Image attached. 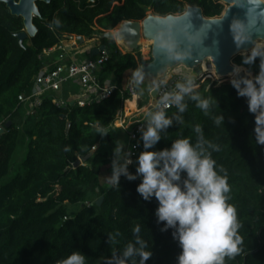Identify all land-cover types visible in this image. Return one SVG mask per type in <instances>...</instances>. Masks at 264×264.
Masks as SVG:
<instances>
[{
  "label": "trees",
  "instance_id": "trees-1",
  "mask_svg": "<svg viewBox=\"0 0 264 264\" xmlns=\"http://www.w3.org/2000/svg\"><path fill=\"white\" fill-rule=\"evenodd\" d=\"M37 4L40 16H35L34 24L38 32L21 45L16 34L25 29L23 19L0 0V125L10 123L0 137V264H62L76 250L85 254L86 264H106L133 240L136 224L141 225V235L153 253L147 264H175L178 243L171 231L161 232L156 224L155 199L146 202L136 193L139 180L122 177L119 187L102 181V168L111 164L114 147L125 137L114 123L132 98L127 74L139 72L153 58H145L140 50L123 52L115 41L101 39L110 56L97 77L101 85H116L109 98L86 106L75 102L57 106L47 95L27 115L19 96L32 92L42 69L60 63L59 51L49 57L44 51L70 35L90 39L125 20H142L149 11L167 16L181 14L188 6L201 7L205 17H218L224 4L221 0H51ZM254 52L255 60L243 64ZM254 52L239 53L233 61L256 75L264 61V47ZM197 90L217 100L212 114L206 116L188 100L183 123L174 122L156 147L170 146L180 136H191L194 141L193 128L202 125L205 137L220 146L212 155L227 175L229 203L238 212L241 251L226 258L225 264H264V146L255 143L253 117L246 100L236 96L229 82L208 79ZM176 112L175 107L168 109L169 115ZM219 114L225 122L217 126L212 115ZM98 127L108 134L102 137ZM141 150L142 145L134 157ZM19 155L21 159L16 160ZM13 165L21 169L6 180ZM101 196L104 200L98 205ZM116 232L120 235L110 245L108 234Z\"/></svg>",
  "mask_w": 264,
  "mask_h": 264
},
{
  "label": "clouds",
  "instance_id": "clouds-1",
  "mask_svg": "<svg viewBox=\"0 0 264 264\" xmlns=\"http://www.w3.org/2000/svg\"><path fill=\"white\" fill-rule=\"evenodd\" d=\"M256 55L254 52L245 57L243 64H251ZM230 76L229 83L236 96L246 100L253 117L255 143L264 146V61L255 76L245 73L240 66H235ZM141 82L137 73L135 83ZM160 84L166 81L156 86ZM198 87L194 77L184 76L160 96L153 110L146 114V123L138 129L137 147L142 145L139 154L134 157L122 144L114 147L108 182L119 187L122 177L127 181L139 180L135 191L140 198L146 202L155 199L156 224L161 232L171 231L180 249L175 264H225L226 258H234L241 251L242 239L238 235L237 209L229 203L231 186L212 155L220 151V146L207 139L202 125L196 124L194 141L191 136H180L170 146L156 147L166 139L174 122L183 123L188 100L195 102L206 116L212 114L217 100L202 96ZM169 106H174L177 112L169 115ZM212 119L217 126L225 122L223 114L212 115ZM97 132L102 137L108 134L102 127ZM132 233L133 240L114 252L106 264H147L153 253L141 235V225H134ZM119 235V232L108 234V243L115 244ZM62 264H86V256L76 250Z\"/></svg>",
  "mask_w": 264,
  "mask_h": 264
},
{
  "label": "water",
  "instance_id": "water-1",
  "mask_svg": "<svg viewBox=\"0 0 264 264\" xmlns=\"http://www.w3.org/2000/svg\"><path fill=\"white\" fill-rule=\"evenodd\" d=\"M15 16L23 18L25 30L17 33L21 45L27 37H33L38 29L34 24V17L40 16L38 1L46 3L51 0H1ZM227 7L218 17L204 16L203 9L197 6H188L181 14L167 16L149 15L142 20H125L115 30L104 31L99 34L100 39L118 41L125 52H134L139 49L143 35L154 38L153 60L143 65L144 73L155 74L167 65L181 62L189 67L199 65L206 58H211L218 74L226 76L233 69V58L239 53H250L257 50H248L259 35L264 36V0H221ZM69 40L85 44L89 39L84 36L70 35ZM244 40V44L239 47ZM241 48H244L240 51ZM110 50L106 44L96 47L92 54ZM246 73L255 76L244 67ZM243 74V73H242ZM177 79L174 76L167 84L170 86ZM162 84L156 86L152 96L157 97ZM10 125L0 126V137ZM70 124L67 130L69 131ZM92 152L84 159L80 158L75 168L84 164ZM104 197L97 200L101 205Z\"/></svg>",
  "mask_w": 264,
  "mask_h": 264
},
{
  "label": "built area",
  "instance_id": "built-area-1",
  "mask_svg": "<svg viewBox=\"0 0 264 264\" xmlns=\"http://www.w3.org/2000/svg\"><path fill=\"white\" fill-rule=\"evenodd\" d=\"M91 40H100L99 34ZM101 46L98 44L97 47ZM67 48L63 42L59 43L53 48L44 51L46 57L51 56L56 51H59L58 59L60 63L53 69L47 67L42 69L36 76L35 83L30 94H21L19 100L26 106L27 115H31L35 112L36 108L41 105L45 96H51L53 102L57 106H67L69 102L77 103L79 106H86L95 101H101L109 98L116 89L115 84L101 85L98 81L97 72L103 68L105 63L109 60L110 53L106 50L101 51L99 54L86 58L84 60H75L68 55ZM206 63L208 70H205L200 63L201 70L199 71V77L194 78L198 84L203 83L208 79H213L211 68L214 64L210 58ZM184 71H178L176 74L177 80L183 78L181 74ZM217 78V77H216ZM75 80L79 84V91L73 94L71 99L60 98L55 93L62 90L63 86L71 81ZM173 82L170 86L162 84L161 90L158 92L157 97L154 98L152 103L146 104L140 107L135 113L127 115H119L118 121H120V127L127 131L128 142L130 145V151L135 153L138 149L139 131L146 123V114L153 110L154 106L158 103L160 96L175 84ZM129 91L133 94L135 87L133 84L128 85ZM174 106H169L172 108ZM1 126V125H0Z\"/></svg>",
  "mask_w": 264,
  "mask_h": 264
},
{
  "label": "crops",
  "instance_id": "crops-1",
  "mask_svg": "<svg viewBox=\"0 0 264 264\" xmlns=\"http://www.w3.org/2000/svg\"><path fill=\"white\" fill-rule=\"evenodd\" d=\"M62 42L67 48L66 51L68 52V55L77 61L84 60L86 58L95 56L92 54L93 50L97 47L98 44H102L101 39L97 40V41L89 39V41H87L85 44H80L79 42H77L75 40H69V39H65V40L63 39V40H61V43ZM115 42L118 45V47L123 52H125L123 47L119 46L120 43L118 41H115ZM129 84H133L135 87V77L133 78V76H129L127 74V86ZM157 84H159V82L154 84L153 86H151L147 90H145L144 88L139 89L136 87L135 92L132 94V98L128 99L125 102L124 110L121 111L120 114L121 115H127V114L129 115V114L135 113L140 107L144 106V105L141 106V102L144 99H149L147 104L152 103L154 100V97L152 96V92H153V90ZM78 91H79L78 82L75 80H71L63 86L61 91L55 93V95L60 97V98L70 100L72 95L76 94ZM135 97H136V102L134 100ZM118 120L119 119L117 118V120L114 123V126L117 128H121L120 127V121H118ZM121 129H122V132L125 134V137H123L122 145L126 146V150H130L127 131L124 128H121Z\"/></svg>",
  "mask_w": 264,
  "mask_h": 264
},
{
  "label": "rangeland",
  "instance_id": "rangeland-1",
  "mask_svg": "<svg viewBox=\"0 0 264 264\" xmlns=\"http://www.w3.org/2000/svg\"><path fill=\"white\" fill-rule=\"evenodd\" d=\"M224 6H225L224 7V10H225L227 5L224 4ZM149 15H154V13L152 11H149L148 16ZM114 30L115 29H113V31ZM98 34H100V33H97L93 38H95ZM91 39L92 38H90V40ZM258 40H255V41H258ZM119 46H121V45H119ZM250 47H252V46H250ZM243 49L244 48H241L240 51H242ZM250 49H252V48H248V50H250ZM137 50H140L145 58H153V43H151L148 40H145L144 37H142L141 45H140L139 49H137ZM204 61H206V63H208L209 59L206 58ZM143 65H145V64H143ZM143 65L141 66L140 70L144 69ZM234 65H236V64L234 63ZM200 70H201L200 64L196 65L194 67H189V66L185 65L184 63L175 62V63L167 65V67L165 69H162V70H160L159 72H157L155 74L144 73V75L143 74L140 75L142 77V82L139 85H137L135 83V88L136 87L139 88V89L140 88L141 89L144 88L145 90H147L151 86H153L154 84H156V83H158V82H160L162 80L166 81V84H168L170 82V80L174 76H176L178 71H184V72H182L183 74H181L183 77L190 75V76H192L194 78H198ZM137 73L138 72L134 73V72L129 71L128 75L129 76H133V78H134ZM230 78L231 77H228V76H223V78H221V77H217V78L213 77V79H210V82L211 83H214V82H217V83L229 82ZM134 100L136 102V97L134 98ZM98 147L99 146L96 145L93 150H97ZM125 148H126V146H125ZM105 149L107 150L108 154H111V153H109L108 146L105 147ZM17 158H18V160H20L21 159V155H19V157L17 156L16 160H17ZM20 169L21 168L18 167V165H13V167L11 168V171L9 172L8 176L6 177V180H10L15 174L18 173V171H20ZM110 174H111V164H108V165H106V166H104L102 168V181H103V183H109L108 182V177L110 176Z\"/></svg>",
  "mask_w": 264,
  "mask_h": 264
},
{
  "label": "bare ground",
  "instance_id": "bare-ground-1",
  "mask_svg": "<svg viewBox=\"0 0 264 264\" xmlns=\"http://www.w3.org/2000/svg\"><path fill=\"white\" fill-rule=\"evenodd\" d=\"M143 37H144V39L145 40H148V41H150L151 43H154V38L153 37H151L150 35H143ZM259 39V40H258ZM255 40H258V41H255ZM254 41V43H253V45H252V50H259L261 47H264V36L263 35H259L258 37H257V39H255ZM244 40L240 43V45H239V47H241L244 43ZM211 59V58H210ZM214 64V63H213ZM202 66H203V68L205 69V70H208L209 69V67H207V64H206V61H204L203 60V62H202V64H201ZM240 67H242L243 68V70H244V72L246 73V70H245V68H244V66H240ZM211 70V72H212V74H213V76L214 77H221V78H223V75H220V74H218L217 73V71H216V67H215V65H214V67L213 68H211L210 69ZM233 72L231 71L229 74H227L226 76H228V77H231L230 76V74H232Z\"/></svg>",
  "mask_w": 264,
  "mask_h": 264
},
{
  "label": "flooded vegetation",
  "instance_id": "flooded-vegetation-1",
  "mask_svg": "<svg viewBox=\"0 0 264 264\" xmlns=\"http://www.w3.org/2000/svg\"><path fill=\"white\" fill-rule=\"evenodd\" d=\"M17 1H19V0H17ZM38 2H39V1H38ZM38 2H37V3H38ZM37 5H38V4H37ZM34 18H35V17H34ZM22 19H23V18H22ZM33 22H34V21H33ZM24 28H25V27H24ZM24 30H25V29H24Z\"/></svg>",
  "mask_w": 264,
  "mask_h": 264
}]
</instances>
